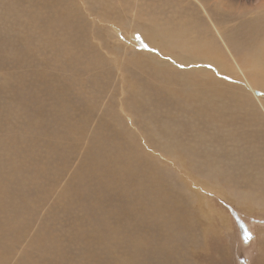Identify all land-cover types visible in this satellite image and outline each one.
<instances>
[{
  "label": "rangeland",
  "instance_id": "rangeland-1",
  "mask_svg": "<svg viewBox=\"0 0 264 264\" xmlns=\"http://www.w3.org/2000/svg\"><path fill=\"white\" fill-rule=\"evenodd\" d=\"M199 1L0 0V264H264V202L258 201L264 165L256 162L264 160V110L241 70L248 63L245 36L252 24L264 22V5L202 0L214 12L210 18ZM153 20L183 25L192 41L214 38L213 59L228 66L222 67L226 80L195 51L185 59L159 40L149 42L144 34L159 30ZM189 61L202 63L204 78L213 75L248 99L258 144L240 135L225 140L227 128L204 123L194 124L187 137L186 111L159 87L188 75ZM203 93L199 88L197 99ZM181 169L213 189L221 186L223 195L180 179ZM164 185H171L169 193ZM177 195L196 222L191 227L174 214L178 209L172 220L159 217L160 201L166 197L171 209L170 197Z\"/></svg>",
  "mask_w": 264,
  "mask_h": 264
},
{
  "label": "bare ground",
  "instance_id": "bare-ground-1",
  "mask_svg": "<svg viewBox=\"0 0 264 264\" xmlns=\"http://www.w3.org/2000/svg\"><path fill=\"white\" fill-rule=\"evenodd\" d=\"M54 2V1H53ZM259 3H262L264 5V0H258ZM200 5L202 6V8H204V10L207 12V15L212 18H215V15H214V12H212L210 9H208L207 11V7H204L205 4H204V1L200 0L199 1ZM185 4V3H184ZM190 5V4H189ZM195 5V4H194ZM204 5V6H203ZM85 7V6H83ZM134 7V6H133ZM184 7L186 8V6L184 5ZM183 7V8H184ZM193 7V6H192ZM262 7V6H261ZM184 8V9H185ZM260 8V7H259ZM52 9V8H51ZM187 9V8H186ZM185 9V10H186ZM57 10V9H56ZM55 10V11H56ZM53 11V10H52ZM174 11V10H173ZM210 11V12H209ZM54 12V11H53ZM87 12V11H85ZM55 13V12H54ZM140 14V13H139ZM212 14V16L210 15ZM82 15V14H81ZM89 15V14H88ZM186 15V14H185ZM79 16V15H78ZM262 16V15H261ZM68 17V16H67ZM110 17V16H109ZM142 17V16H141ZM57 18V17H56ZM143 18V17H142ZM165 18V17H164ZM163 18V19H164ZM168 18V16L166 17ZM170 18V17H169ZM173 17H171L172 19ZM59 19V18H58ZM170 19V21H171ZM188 19V18H187ZM186 17H185V20H187ZM139 20V18H138ZM145 20V19H144ZM169 20V19H168ZM54 21V20H53ZM71 21V20H70ZM68 21V23L70 22ZM83 21V20H82ZM81 21V22H82ZM146 21V20H145ZM148 21V20H147ZM165 21V19H164ZM176 21V20H175ZM180 21V20H179ZM182 21V20H181ZM189 21V20H188ZM263 21V20H262ZM260 21V23H254L250 26L249 28V32H248V35H246L245 37L247 39H249V42L248 44L246 45V47L249 49V51L247 52V59H248V63L246 64L245 63V60L243 61V64L241 65L242 66V69L243 71L246 72V74L248 75V78H250L252 80V83L253 84H250L251 81L248 80V82L245 83L246 87H248L249 89L253 90L255 89L253 92L254 94H256V96L258 98H260V103H261V107L263 108L264 110V91L263 90H259L258 88L259 87H262L264 88V22ZM99 22V21H98ZM54 23V22H52ZM57 22H55L56 24ZM80 23V22H79ZM173 23V22H171ZM176 23V22H175ZM178 23V22H177ZM189 23V22H188ZM194 23V22H193ZM85 24V23H84ZM109 24V23H108ZM107 24V25H108ZM110 24H113V22H110ZM163 24L165 25L166 23L163 22ZM182 24V23H181ZM54 25V24H53ZM61 25V24H60ZM83 25V24H82ZM157 24H155L154 20L152 21L151 23V26L153 28H159L158 31H149L148 33L144 34L146 39L153 43L154 45H156L157 43V40L160 41V44L161 46L166 49L167 51H171V50H180L181 51V55L183 58L187 59L189 56H190V53L192 51H195L197 53L200 54V56H202V60H204L205 63H209L211 64L210 62H212L213 64L211 65H214L215 67V72L219 75V77L223 80H226L227 76H229V74H225L223 72V65H221L220 63V59L219 58H215L213 59V53L212 51H214V47L215 46V40L214 38L212 39H209L208 41H206L205 44L203 43H200L198 42V40H191V38L189 36H186L185 35V30L183 28V25L182 27H180L179 25H175L173 27L171 26H168V27H165V26H161V24H159L160 26H156ZM59 26V25H58ZM70 26V25H69ZM150 26V25H149ZM56 27V26H55ZM68 27V26H66ZM72 27V26H71ZM76 27V26H75ZM74 27V28H75ZM78 27V26H77ZM80 27V25H79ZM84 27V26H83ZM135 27V26H134ZM189 27H190V24H189ZM54 28V26H53ZM70 28V27H69ZM108 28V27H107ZM139 28V27H138ZM191 28V27H190ZM196 28V27H195ZM56 29V28H55ZM66 29V28H64ZM68 29V28H67ZM142 29V28H141ZM189 29V28H188ZM187 29V30H188ZM192 29V28H191ZM54 30V29H53ZM69 30H72V29H68ZM201 30V29H200ZM199 30V31H200ZM194 32V31H193ZM201 32V31H200ZM130 35V34H129ZM138 35V33L136 34ZM223 36V35H222ZM125 37V36H124ZM140 37V36H139ZM225 37V36H224ZM114 38V37H113ZM123 38V37H122ZM129 38V37H128ZM124 39V38H123ZM133 39V38H132ZM121 40V38H120ZM77 41V40H76ZM124 41V40H123ZM126 41V40H125ZM229 43H234V41L232 39H228ZM54 42V41H53ZM139 43V42H138ZM159 43V42H158ZM64 45V44H63ZM77 45V44H76ZM159 45V44H158ZM136 46V45H135ZM141 46V44H140ZM149 46V45H148ZM64 47V46H63ZM66 47V46H65ZM70 44H69V48H70ZM84 47H85V44H84ZM87 47V46H86ZM85 47V48H86ZM90 47V46H89ZM88 47V48H89ZM143 47V46H142ZM152 47V46H150ZM60 48V47H59ZM83 48V47H82ZM87 48V49H88ZM73 49V48H72ZM143 49V48H142ZM150 49V48H148ZM218 50V48H216ZM64 50V49H63ZM86 50V49H85ZM144 50V49H143ZM62 51V50H61ZM69 51V50H68ZM151 51V50H150ZM90 52V50H89ZM88 52V53H89ZM94 52V51H93ZM153 52V51H152ZM151 52V53H152ZM155 52V51H154ZM164 52V51H163ZM79 53V52H78ZM96 53V52H95ZM140 53V52H139ZM145 53V52H144ZM84 54V53H83ZM92 54V53H91ZM98 54V53H97ZM67 55V54H66ZM75 55H77L75 53ZM79 55V54H78ZM116 55V54H115ZM146 55V54H145ZM144 55V56H145ZM154 55V54H153ZM164 55V54H163ZM167 55V54H166ZM174 57L176 56L175 54H173ZM70 56V55H69ZM85 56V55H84ZM92 56V55H91ZM94 56V55H93ZM161 56V55H160ZM192 56V55H191ZM190 56V57H191ZM99 57V56H98ZM121 57V56H120ZM143 57V56H142ZM150 57V56H149ZM162 57V56H161ZM165 57V56H164ZM178 58V56H176ZM102 58V57H101ZM105 58V57H103ZM102 60L101 61H104L105 60ZM137 58V57H136ZM244 58V57H243ZM76 59V58H75ZM78 59V58H77ZM117 59V58H116ZM115 59V60H116ZM138 59V58H137ZM136 59V60H137ZM149 59V58H148ZM169 59V58H168ZM72 60V59H71ZM92 60V59H91ZM94 60V59H93ZM92 60V63H94L95 61ZM114 60V61H115ZM141 63L142 62V59H140ZM147 60V59H146ZM146 60L144 59V61L146 62ZM171 60V59H170ZM69 61V60H68ZM153 61V60H152ZM156 61V60H155ZM71 62V61H70ZM89 62V61H88ZM91 62V61H90ZM89 62V63H90ZM97 62V61H96ZM88 63V64H89ZM114 63V62H113ZM173 63V62H172ZM182 63V62H181ZM82 64V63H81ZM87 64L88 67H91ZM99 64V63H98ZM120 64V63H119ZM138 64V63H137ZM161 64V63H160ZM170 64V63H169ZM201 66L198 65V62H195V61H189V64H188V75H184V76H181V78H177L175 79V81L173 83H165L163 86L159 87V91L166 97V98H169L173 101H175L176 103V106L181 109V110H184L186 111L189 119H190V125L187 126V129L188 131H186L187 133V137L189 136L188 132L192 133V129H190L194 124H199V123H204V124H208L212 129H221V128H227L226 130V133L223 135L225 140H230L232 139L233 137H236L238 135H240L241 137H244L246 139H249L250 140V143H253L254 145L258 144L259 139V132H258V128H256V126H258V124H256L257 122V119L255 117V115L252 113V110L248 108V106L246 105V102L248 101L247 98L244 97V95L242 94V92H240L239 90H236L232 87H225V86H222L219 81H217L213 76V75H210V74H205V78L202 76V74L204 73V70L202 68V63L200 62ZM225 64V63H223ZM93 65V64H92ZM100 65V64H99ZM108 65V64H107ZM136 65V64H135ZM140 65V64H138ZM156 65V64H155ZM165 65V64H164ZM183 65V64H182ZM208 65V64H207ZM206 65V66H207ZM117 66V65H116ZM159 66V65H158ZM163 66V64H162ZM167 66V64H166ZM186 66V65H185ZM228 67L226 64L224 65L223 68ZM81 67H85V66H81ZM86 67V68H88ZM101 67V66H100ZM118 67V66H117ZM131 67V66H130ZM161 67V66H159ZM172 67V65H171ZM204 67V65H203ZM208 67V66H207ZM95 68V67H94ZM134 68V67H133ZM180 68V67H179ZM183 68V67H182ZM92 69V68H91ZM139 69V68H138ZM174 69V65H173V68ZM230 69V68H229ZM228 69V70H229ZM254 69H257V72L254 71ZM97 70V69H96ZM170 71V69H167L166 71ZM175 70V69H174ZM225 70V69H224ZM227 70V69H226ZM120 71V70H119ZM178 71V70H176ZM180 71V70H179ZM208 71V70H207ZM212 71V69L210 70ZM213 71V72H214ZM231 71V70H230ZM242 71V72H243ZM164 73V72H163ZM178 73V72H177ZM229 73V72H227ZM173 74V72H172ZM180 74V73H179ZM245 74V73H244ZM89 75V74H88ZM105 75V74H104ZM182 75V74H181ZM246 75V76H247ZM71 77V76H70ZM218 77V78H219ZM243 77V76H242ZM53 78V77H52ZM92 78V77H91ZM106 78V77H105ZM217 78V77H216ZM217 78V79H218ZM245 78V77H244ZM58 79V78H57ZM95 79V78H94ZM54 80V79H53ZM247 80V79H246ZM52 81V80H50ZM49 81V82H50ZM124 81V80H123ZM141 81V80H140ZM234 82V79L231 80V82ZM147 82V81H146ZM51 83V82H50ZM124 83V82H122ZM140 83V82H139ZM81 84V83H80ZM53 85H54V81H53ZM56 85V84H55ZM93 85V84H92ZM123 85V84H122ZM131 85V83H130ZM133 85V84H132ZM150 85V84H149ZM152 85V84H151ZM135 87V86H134ZM55 88V87H54ZM145 88V87H144ZM153 88V87H152ZM199 88H203L204 89V93L203 95L201 94V97L202 100H203V103L201 105H198V100L200 98L197 99V96H198V90ZM132 89V88H131ZM141 89V88H140ZM59 90V89H58ZM54 91V90H53ZM62 91V90H61ZM129 92V91H128ZM148 92V91H146ZM145 93V92H144ZM157 92H155L156 94ZM160 93V94H161ZM58 94V93H57ZM143 94V93H142ZM152 94V93H151ZM159 94V95H160ZM54 95H56V93H54ZM144 95V94H143ZM64 96V95H63ZM104 96V95H103ZM119 96V95H118ZM135 96V94H134ZM150 96V95H149ZM156 96V95H155ZM241 96L243 98V100L241 99ZM57 97V96H56ZM154 97V96H153ZM164 97V98H165ZM58 98V97H57ZM145 98V97H144ZM156 98H158L156 96ZM146 99V98H145ZM148 99V98H147ZM153 99V98H152ZM159 99V98H158ZM197 99V100H196ZM138 100V99H137ZM196 100V101H195ZM61 101V99H60ZM151 101V100H149ZM217 101H222L224 102L225 104L223 106H217L216 105V102ZM58 102V101H57ZM154 102V101H153ZM151 103V102H150ZM133 104V103H132ZM143 104V103H142ZM146 104V103H145ZM164 104V103H163ZM62 105V103L60 104ZM162 105V104H160ZM188 105H190V108L188 107ZM87 107V106H86ZM97 107V106H96ZM146 107V106H145ZM155 107V106H154ZM160 107V106H159ZM170 107V106H169ZM232 107H236L237 108V111L236 112H233L232 110ZM92 108V107H91ZM136 108L137 105H136ZM150 108V107H149ZM156 108H158L156 106ZM49 109V108H48ZM68 109V108H67ZM162 109V108H161ZM164 109V108H163ZM162 109V110H163ZM58 110V109H57ZM64 110V108H63ZM92 110H95V109H92ZM166 110V109H165ZM164 110V111H165ZM87 111V110H86ZM157 111V109H156ZM16 112V111H15ZM55 112V111H54ZM65 112V111H64ZM109 112V111H108ZM126 113V112H125ZM140 113V112H139ZM169 113V111H168ZM256 114H259L258 112H255ZM4 114V113H3ZM56 114V113H55ZM106 114V113H105ZM155 114V113H154ZM11 115V114H10ZM82 115V113H81ZM90 115V114H89ZM127 115V113H126ZM129 115V114H128ZM127 115V116H128ZM82 116H86L87 115H82ZM116 116V115H115ZM173 116V115H172ZM18 117V116H17ZM56 117V116H55ZM54 117V118H55ZM79 118V117H78ZM81 118H84V117H81ZM105 118H106V115H105ZM131 118V117H129ZM128 118V119H129ZM149 118V117H148ZM72 119V118H71ZM90 119V118H89ZM36 120V119H35ZM76 120V119H75ZM172 120V119H171ZM70 121V120H69ZM74 119L71 121L73 122ZM88 121V119H87ZM86 121V122H87ZM35 122V121H33ZM89 122V121H88ZM148 122V121H147ZM69 123V122H68ZM143 123V122H142ZM166 123V122H165ZM36 124V123H35ZM66 124V122H65ZM74 124V123H73ZM77 124V123H76ZM75 124V125H76ZM175 124V123H174ZM10 125V124H9ZM69 125V124H68ZM82 125V124H81ZM151 125V124H150ZM188 125V124H187ZM8 126V125H7ZM11 126V125H10ZM55 126V125H54ZM170 126V125H169ZM238 126L240 128V131H237L235 129V127ZM61 127V126H60ZM79 127V126H78ZM77 128V127H75ZM149 128V127H148ZM186 129V128H185ZM70 130V129H69ZM72 130V129H71ZM84 130V129H83ZM8 131V129H7ZM66 131V130H65ZM74 131V130H73ZM72 131V132H73ZM77 132V131H76ZM81 132V131H80ZM85 132V131H84ZM169 132V131H168ZM5 133V131H4ZM118 133V132H117ZM200 133V132H199ZM83 134V132H82ZM149 134V132H148ZM154 134V133H153ZM156 134V132H155ZM195 134V133H194ZM23 135V134H22ZM122 135V134H121ZM186 135V134H185ZM113 136V135H112ZM115 136V135H114ZM202 136V135H201ZM111 137V136H110ZM157 137V136H156ZM2 138V137H1ZM84 138V137H83ZM82 138V139H83ZM113 138V137H112ZM58 139V138H56ZM80 139V138H79ZM110 139V138H109ZM132 139V138H131ZM169 139V138H168ZM2 140V139H1ZM0 140V142H1ZM8 140V139H7ZM67 140V139H66ZM157 140V139H156ZM202 140V139H201ZM4 141V139H3ZM53 141H55L53 139ZM65 141V140H64ZM52 142V141H50ZM58 142V141H57ZM73 142V141H72ZM79 142V141H78ZM39 143V142H38ZM200 143V142H198ZM201 143H205V141L201 142ZM5 144V142H4ZM24 144V143H23ZM33 144V143H32ZM57 144V143H56ZM173 144V143H172ZM58 145V144H57ZM61 145V143H60ZM68 145V143L66 144ZM90 145V144H89ZM175 145V144H174ZM1 146V145H0ZM53 146V145H52ZM183 146V145H182ZM192 146V145H191ZM15 147V146H14ZM18 147V146H17ZM34 147V146H33ZM55 147V146H54ZM205 147V146H204ZM7 148V147H6ZM60 148V147H59ZM73 148V147H72ZM188 148V147H187ZM8 149V148H7ZM74 149H77L74 148ZM200 149V148H199ZM86 150V149H85ZM173 150H175L173 148ZM185 150V149H184ZM188 150V149H187ZM186 150V151H187ZM203 150V149H202ZM260 150V149H259ZM2 151V150H0ZM40 151V150H39ZM57 151V150H55ZM60 151V150H59ZM185 151V152H186ZM230 151V150H229ZM258 151V150H257ZM98 152V151H97ZM109 152V151H108ZM107 152V153H108ZM172 152V151H170ZM1 153V152H0ZM52 153V152H51ZM50 153V154H51ZM60 153V152H59ZM67 153V152H66ZM8 154H10L8 152ZM141 154V153H140ZM152 154V153H151ZM157 154V153H156ZM236 154V153H235ZM247 154V153H246ZM109 155V154H108ZM112 155V154H111ZM122 155V154H121ZM161 155V154H160ZM173 155V154H172ZM238 155V154H237ZM8 156V155H7ZM55 156V155H54ZM89 156V155H88ZM182 156V155H181ZM211 156V155H210ZM2 157V156H1ZM6 157V156H5ZM70 157V156H69ZM98 157V156H97ZM163 157V156H161ZM174 157V156H173ZM235 157V156H234ZM84 158V157H83ZM109 158V157H108ZM117 158V157H116ZM150 158V157H149ZM156 158V157H155ZM166 158V157H165ZM185 158V157H184ZM183 158V159H184ZM2 159V158H1ZM48 159V158H47ZM213 159V158H212ZM220 159V158H219ZM8 160V158H7ZM168 160V159H167ZM173 160V158L170 157V161ZM174 160H175V157H174ZM173 160V161H174ZM177 160H181V157H177ZM175 160V161H177ZM156 161V160H155ZM222 161V159H221ZM259 161L260 164L259 165H264V160L260 159L259 157L256 158V162ZM86 162V161H85ZM95 163V161H92ZM117 162V161H116ZM125 162V161H124ZM167 162V161H166ZM179 162V161H178ZM181 162V161H180ZM185 162V160H184ZM212 162V161H210ZM209 162V163H210ZM258 162V163H259ZM8 163V162H7ZM120 163V162H119ZM159 163V162H158ZM169 163V162H168ZM172 163V162H171ZM170 163V164H171ZM215 163V162H214ZM5 164V163H4ZM15 164V163H14ZM28 164V163H27ZM85 164V163H84ZM175 164V163H174ZM180 164V163H179ZM183 164V163H182ZM185 164V163H184ZM192 164V163H191ZM13 165V164H12ZM181 165V164H180ZM236 165V164H235ZM251 165V164H250ZM9 167V165H7ZM14 166V165H13ZM56 166V165H55ZM118 167V165H116ZM184 165H182V168H183ZM186 166V165H185ZM205 166V165H204ZM252 166V165H251ZM258 166V164H257ZM7 167V168H8ZM25 167V166H24ZM23 167V168H24ZM173 167V166H172ZM201 167V166H200ZM263 169H264V166H262ZM3 168V167H2ZM147 168V166H146ZM175 168V167H174ZM178 168V167H177ZM185 168V167H184ZM187 169V168H186ZM206 169V168H205ZM251 169V168H250ZM260 170H262V168L260 167L259 168ZM7 170V169H6ZM21 170V169H20ZM41 170V168H40ZM138 170V169H136ZM259 170V171H260ZM16 171V170H15ZM86 171V170H84ZM178 171V170H177ZM79 172V171H78ZM131 172V171H130ZM188 170H185V169H181L179 170V177L180 179H183L186 181V178L187 180L189 179L190 181H192L197 187H200L202 189V191L204 192H207V191H215L221 195H223V189L221 186L219 189H213L211 188L212 186L209 185L208 182H204V179L203 178H198V177H191V175L188 174ZM202 172V170H201ZM230 172V171H229ZM45 173V172H44ZM178 173V172H177ZM257 173V172H256ZM12 174V173H11ZM81 174V173H80ZM205 174V173H204ZM255 174V173H254ZM259 174V173H258ZM261 174V173H260ZM20 175V174H19ZM58 175V174H57ZM84 175V174H83ZM194 175V174H193ZM18 176V174H17ZM34 176V175H33ZM82 176V175H81ZM155 176V175H153ZM248 176H250L248 174ZM247 176V177H248ZM12 177V176H11ZM178 177V178H179ZM186 177V178H185ZM7 178V177H6ZM9 178V177H8ZM15 178V177H14ZM100 178V176H99ZM17 179V178H16ZM39 179V178H38ZM177 179V178H176ZM40 180V179H39ZM151 180V179H150ZM156 180V178H155ZM214 180V179H213ZM22 181V180H21ZM34 181V180H33ZM1 182V181H0ZM16 182V181H15ZM83 182V181H82ZM216 182V181H215ZM214 182V183H215ZM23 183V182H22ZM26 183V182H25ZM139 183V182H138ZM2 184V183H1ZM4 184V183H3ZM187 184V183H185ZM14 185V184H13ZM42 185V184H41ZM189 185V184H187ZM78 186V185H77ZM116 186V185H115ZM159 186V185H158ZM171 187V185H164L163 186V189L166 190L168 188V193H169V187ZM262 186V185H261ZM1 187V186H0ZM260 187V186H259ZM4 188V187H3ZM6 188V187H5ZM52 188V187H51ZM73 189V188H72ZM125 189V188H124ZM174 189V188H172ZM257 189V188H255ZM5 190V189H4ZM10 190V189H9ZM260 190V189H259ZM2 192V191H1ZM18 193V192H17ZM4 194V193H3ZM15 194V193H14ZM69 194V193H68ZM66 194V195H68ZM9 195V194H8ZM17 195V194H16ZM23 195V194H22ZM21 195V196H22ZM218 195V194H217ZM14 196V195H13ZM12 196V197H13ZM18 196V195H17ZM70 196V195H69ZM142 196V195H141ZM1 197V196H0ZM16 197V196H15ZM15 197L13 198V200L15 199ZM65 197V196H64ZM68 197V196H67ZM171 200H170V205H171V209H170V206H169V202L167 201V198H163L162 201H160L161 203V206H160V215L159 217L161 216L162 220H164L165 222L169 221V220H172L174 218V214L182 219L183 221H185L187 227H191L194 223L192 219H191V216H190V213L188 212V205L186 203V200L180 196V195H177L176 197H170ZM1 199V198H0ZM18 199V198H17ZM70 199V198H69ZM251 199V198H250ZM150 200H155L153 198H150ZM23 201V200H21ZM66 201V200H65ZM260 201L261 203L264 202V195L258 200ZM257 201V202H258ZM20 202V201H19ZM16 203V202H15ZM37 203V202H36ZM23 204V203H22ZM100 204V203H99ZM12 205V204H11ZM84 205V204H83ZM8 206V205H6ZM16 206V205H15ZM13 206V207H15ZM21 206V205H20ZM11 207V208H13ZM91 207V206H90ZM102 207V206H101ZM5 208V207H3ZM20 209V208H19ZM149 211L151 213L156 214L157 212V207L156 206H153V205H150L149 204V207H148ZM173 209H178L180 211V214L177 215L176 213L173 214L172 210ZM24 210V209H23ZM33 210V209H32ZM11 211V210H10ZM22 211V209H21ZM121 211V210H120ZM135 211V210H134ZM34 212V211H33ZM23 213V212H22ZM147 213V212H146ZM12 214V213H11ZM16 214V213H15ZM20 214V213H18ZM33 214V213H32ZM24 216V215H23ZM149 217V216H148ZM159 217H158V220H159ZM20 218V217H19ZM133 218V217H132ZM18 219V218H17ZM150 219V218H149ZM8 220V219H7ZM15 220V219H14ZM135 220V219H134ZM161 221V220H160ZM159 221V222H160ZM176 221V220H175ZM12 222V221H11ZM3 223V222H2ZM142 223V222H141ZM154 223V222H153ZM157 223V222H156ZM162 223V222H161ZM4 224V223H3ZM14 224V223H13ZM138 224V223H137ZM167 224V223H166ZM161 225V224H160ZM166 225H164L165 227ZM170 226V225H169ZM168 226V227H169ZM7 227V226H5ZM163 227V228H164ZM15 228V227H14ZM130 228V227H129ZM140 228V227H139ZM172 228V227H171ZM143 229V228H142ZM145 229V228H144ZM143 229V230H144ZM173 229V228H172ZM172 229L170 231H172ZM1 230V229H0ZM168 230V229H166ZM168 231V232H170ZM175 231V230H174ZM178 231V230H176ZM180 231V230H179ZM178 231V232H179ZM193 231V230H192ZM181 232V231H180ZM197 232V231H196ZM173 233V232H172ZM170 233V234H172ZM1 234V233H0ZM186 234V233H185ZM2 235V234H1ZM165 235V234H164ZM175 235V233H174ZM178 235V234H177ZM176 235V236H177ZM95 236V235H93ZM170 237V236H169ZM187 237V236H186ZM194 237V236H193ZM0 238H2V236H0ZM136 238V237H134ZM173 238V237H171ZM175 238V237H174ZM173 238V239H174ZM185 238V237H184ZM178 239V238H177ZM188 239V238H186ZM136 240V239H135ZM176 240V239H175ZM174 240V241H175ZM191 241V240H190ZM185 242H187L185 240ZM181 243V242H180ZM137 245V244H136ZM140 247V246H139ZM137 254V253H136ZM128 260V259H127ZM129 261V260H128ZM173 263V262H172Z\"/></svg>",
  "mask_w": 264,
  "mask_h": 264
}]
</instances>
